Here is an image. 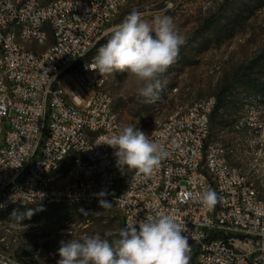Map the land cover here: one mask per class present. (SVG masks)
<instances>
[{"label": "built area", "instance_id": "2783aa9c", "mask_svg": "<svg viewBox=\"0 0 264 264\" xmlns=\"http://www.w3.org/2000/svg\"><path fill=\"white\" fill-rule=\"evenodd\" d=\"M129 1L0 0V206L100 207L104 199L122 228L171 213L187 226L197 264H264V201L235 173L224 148L207 142L215 97L193 102L187 117L154 120L145 130L169 153L150 176L133 170L119 186L113 148L97 144L121 123L104 76L91 70L97 53L86 58ZM40 29L52 30L45 52L31 54L16 42L25 34L28 44H39ZM75 151H83L84 163L52 183L53 167ZM207 188L218 197L211 208L199 201ZM0 264L25 263L0 253Z\"/></svg>", "mask_w": 264, "mask_h": 264}, {"label": "rangeland", "instance_id": "374dc122", "mask_svg": "<svg viewBox=\"0 0 264 264\" xmlns=\"http://www.w3.org/2000/svg\"><path fill=\"white\" fill-rule=\"evenodd\" d=\"M222 1L130 0L106 26V42L135 10L150 23L157 17H171L185 43L175 62L161 75L164 87L155 102H144L137 95L136 81L125 73L105 75L104 90L112 99L121 128L133 125L145 132L154 120L182 112L197 100L216 97L223 87L233 84L207 142L224 148L227 162L245 176L264 201V99L250 105L252 91L244 83L245 78L239 81L240 77L264 81V0H232L221 22L191 41L194 31ZM50 43L48 39L42 46H27L40 52ZM251 66H255L254 71L249 73L246 68ZM114 152L112 149L117 167ZM132 171L117 167L119 186ZM59 209L66 208L19 205L0 212V253L16 262L24 260L25 264H56L61 241L96 234L111 241L122 229L121 216L111 206L68 209L62 214L57 212ZM29 210L32 215L20 220L12 215L14 211L22 215ZM36 211L41 217L34 216ZM189 264H197L195 254H190Z\"/></svg>", "mask_w": 264, "mask_h": 264}, {"label": "clouds", "instance_id": "9594fccd", "mask_svg": "<svg viewBox=\"0 0 264 264\" xmlns=\"http://www.w3.org/2000/svg\"><path fill=\"white\" fill-rule=\"evenodd\" d=\"M184 43L185 37L171 17H157L150 23L134 10L98 49L91 70L101 76L127 74L136 81L137 95L152 103L160 98L164 87L161 75L175 62ZM97 144L113 148L117 167L135 170L137 175L150 176L169 156L161 144L133 125L105 134ZM99 195L103 197L105 193ZM217 199V193L210 188L199 195V201L208 208ZM100 204L109 205L104 199ZM12 215L20 220L30 217L32 211L22 215L14 211ZM187 231V226L171 213L147 214L144 219L128 223L111 241L99 234L61 241L56 264H189Z\"/></svg>", "mask_w": 264, "mask_h": 264}, {"label": "trees", "instance_id": "16d2710c", "mask_svg": "<svg viewBox=\"0 0 264 264\" xmlns=\"http://www.w3.org/2000/svg\"><path fill=\"white\" fill-rule=\"evenodd\" d=\"M232 0H223L219 6L217 7L214 14H212L209 18L203 21V23L194 31L191 41L196 40L197 38L201 37L206 32H209L214 27H216L221 20L224 17V13L226 12L228 6L230 5ZM106 43L105 39H101L93 48L91 53L87 56L86 59H89L92 55L96 54L98 52V49L103 46ZM255 66L247 67L246 70L249 71V73H252L254 71ZM245 76V74H243ZM245 78L244 83L246 84L247 88L252 91V95L249 96L250 105L254 104L256 101H262L264 99V81L260 79H251V77H240L241 81ZM247 78V79H246ZM233 88V84H229L225 87H223L218 94L216 95V105L213 109V112L210 116V130L214 127L215 120L219 117V112L223 108L224 103L227 99L228 94L231 93ZM32 207V206H30ZM36 208H51V207H37ZM11 210V209H10ZM68 209H59L57 212L65 213ZM35 217H41V215L37 214L38 211L34 212Z\"/></svg>", "mask_w": 264, "mask_h": 264}, {"label": "bare ground", "instance_id": "6f19581e", "mask_svg": "<svg viewBox=\"0 0 264 264\" xmlns=\"http://www.w3.org/2000/svg\"><path fill=\"white\" fill-rule=\"evenodd\" d=\"M50 39L52 42V30L50 29H40V38H39V44L37 45H44L47 40ZM16 42L20 45H27L28 44V37L25 34H18L16 35ZM45 52L44 51H32L31 54H41ZM107 96H109L107 94ZM193 113V103L187 107L184 111L178 113V117H187V115H190ZM170 117H177V113L175 115H172ZM159 125H166L167 118L163 120H158ZM151 124L149 125V127ZM148 127V128H149ZM76 163H84V154L83 151H75V152H69V156L66 158H62L61 164H58V166L53 167V174H52V183H63V175L72 174V172L75 169ZM235 170V173L242 174L237 168L233 167ZM61 173V174H60ZM243 175V174H242ZM243 178L245 176L243 175ZM59 179V180H57ZM246 179V178H245ZM61 181V182H59ZM247 183H249L246 180ZM251 184V183H249ZM251 187L253 188L252 184ZM15 206H0V212H5L10 210ZM42 207H61L66 209H76V208H82V207H91V205H77L76 202H64V201H53L48 204V206H42ZM198 264H206V259H198Z\"/></svg>", "mask_w": 264, "mask_h": 264}]
</instances>
